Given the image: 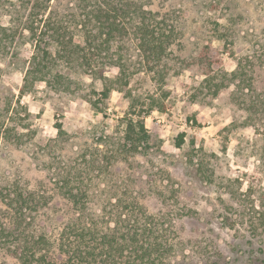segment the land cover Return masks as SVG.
<instances>
[{"label": "rangeland", "instance_id": "rangeland-1", "mask_svg": "<svg viewBox=\"0 0 264 264\" xmlns=\"http://www.w3.org/2000/svg\"><path fill=\"white\" fill-rule=\"evenodd\" d=\"M31 1L0 0V26L14 36L0 49V224H9L2 195L13 185L56 202L82 158H98L104 171L86 184L102 231L149 223L167 264H264V113L230 84L211 95L220 72L232 73L249 49L263 53L264 0L174 5L178 38L162 61L163 82L127 43L112 47L126 62L123 76L107 59L93 74L63 67L57 81L22 94L35 53L25 29ZM258 71L264 78V64ZM255 88L264 98V79ZM126 113H141L150 136L137 151L124 143ZM109 202L112 216L103 215ZM0 264L19 262L0 245Z\"/></svg>", "mask_w": 264, "mask_h": 264}, {"label": "trees", "instance_id": "trees-1", "mask_svg": "<svg viewBox=\"0 0 264 264\" xmlns=\"http://www.w3.org/2000/svg\"><path fill=\"white\" fill-rule=\"evenodd\" d=\"M216 1L203 0L208 8ZM182 4L183 0H32L25 29L32 35L35 53L25 71L20 93H28L36 83L47 82L51 77L57 81L63 67L73 66L93 74V64L107 59L113 61L123 76L126 62L120 50L116 52L112 47L120 49L127 43L134 44L141 57L140 64L163 82L162 61L178 38V20L172 13L174 5ZM13 39L10 29L0 26V49ZM49 47L54 48L53 52ZM250 51L238 59L232 73L220 72L219 85L211 95L216 96L230 84L243 96L252 97V106L264 113L263 92L255 88L257 81L264 79L258 71L264 64V51L253 57L249 56ZM109 91L108 88L102 91L103 98H107ZM123 119L124 143L134 151L146 147L150 136L141 113H126ZM63 135L59 130L58 141ZM181 143L182 135L177 145ZM80 163L83 169L69 172L59 186L61 200L48 202L40 194L25 191L18 183L2 195L10 221L0 224V245L19 264H167L164 262L167 253L153 238L149 223L141 224L139 230L121 231L119 224L109 232L101 230L99 220L88 209L86 183L89 173L99 175L104 166L98 158L84 157ZM132 206L129 208L133 209ZM114 207L111 204L109 213L105 208L103 215H114ZM53 228L57 235L51 231Z\"/></svg>", "mask_w": 264, "mask_h": 264}]
</instances>
